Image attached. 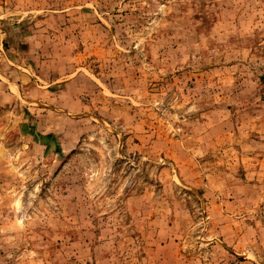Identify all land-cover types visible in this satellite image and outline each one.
I'll return each mask as SVG.
<instances>
[{
  "label": "rangeland",
  "instance_id": "rangeland-1",
  "mask_svg": "<svg viewBox=\"0 0 264 264\" xmlns=\"http://www.w3.org/2000/svg\"><path fill=\"white\" fill-rule=\"evenodd\" d=\"M0 264H264V0H0Z\"/></svg>",
  "mask_w": 264,
  "mask_h": 264
}]
</instances>
